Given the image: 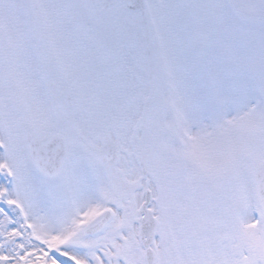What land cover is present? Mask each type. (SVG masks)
Segmentation results:
<instances>
[{
	"label": "snow or ice",
	"instance_id": "snow-or-ice-1",
	"mask_svg": "<svg viewBox=\"0 0 264 264\" xmlns=\"http://www.w3.org/2000/svg\"><path fill=\"white\" fill-rule=\"evenodd\" d=\"M0 264H264V0H0Z\"/></svg>",
	"mask_w": 264,
	"mask_h": 264
}]
</instances>
